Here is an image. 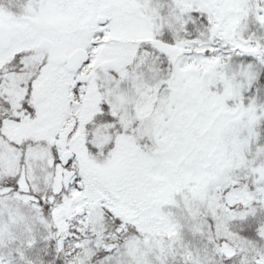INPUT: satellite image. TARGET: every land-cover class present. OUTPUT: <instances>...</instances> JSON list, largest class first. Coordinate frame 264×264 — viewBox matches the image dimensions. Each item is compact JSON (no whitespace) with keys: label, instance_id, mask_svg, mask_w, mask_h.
<instances>
[{"label":"snow or ice","instance_id":"snow-or-ice-1","mask_svg":"<svg viewBox=\"0 0 264 264\" xmlns=\"http://www.w3.org/2000/svg\"><path fill=\"white\" fill-rule=\"evenodd\" d=\"M0 264H264V0H0Z\"/></svg>","mask_w":264,"mask_h":264}]
</instances>
